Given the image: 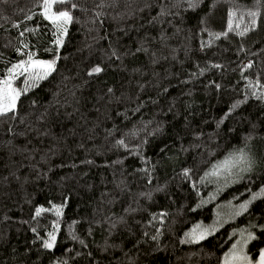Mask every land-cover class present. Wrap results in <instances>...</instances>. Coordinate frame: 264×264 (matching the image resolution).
<instances>
[{
  "label": "trees",
  "instance_id": "trees-1",
  "mask_svg": "<svg viewBox=\"0 0 264 264\" xmlns=\"http://www.w3.org/2000/svg\"><path fill=\"white\" fill-rule=\"evenodd\" d=\"M41 1L0 0V77L55 62L0 116V264H222L234 230L255 258L264 0H65L62 33ZM226 160L230 182L205 180Z\"/></svg>",
  "mask_w": 264,
  "mask_h": 264
},
{
  "label": "rangeland",
  "instance_id": "rangeland-1",
  "mask_svg": "<svg viewBox=\"0 0 264 264\" xmlns=\"http://www.w3.org/2000/svg\"><path fill=\"white\" fill-rule=\"evenodd\" d=\"M57 4L58 3L52 4V8L50 12L48 13V15H51V13L53 12L63 11V10L55 9L56 8L55 6ZM40 5H41L42 13L47 18L45 14L44 0L41 1ZM47 19L52 21L49 18ZM67 23H64L62 21H57L54 24L62 33ZM40 61L51 62V61H47L44 59H34V58H31V62H30V58H27L23 61H19L18 63L14 64L10 68V69H14L12 72L8 71L4 76L0 77V87H4L3 81L8 80L10 81L11 87L20 92L21 88L25 89L33 81L35 82L41 77L43 78L50 71H47L45 68H42L38 66V64L34 63V62H40ZM20 64H24L25 67L28 68V70L24 71L23 68H14V66L20 65ZM226 161H223L217 164V166L207 171L205 175V180L207 179L211 180L215 177L214 182L218 187L225 186L226 183L230 182L231 181L230 176H231L232 170L227 169L228 163L226 164L225 163ZM251 200L252 199L249 198L247 200H244L243 202L235 203V204H231L228 202L218 203L214 208V213H215L214 221L207 226H200V225L196 226L195 227L196 230L193 229L189 233L191 235V239L193 241H198L202 239L203 237H205L206 235L212 233L220 225L233 219L235 216H237L242 211H244ZM250 236L253 237V232L251 230H234L232 232L233 239H232L231 245L229 246L228 250L223 254L222 264H225L226 260L229 261V264H249V262L250 264H258L259 259H260V253L262 250H264V248L259 251L258 255L255 258H251L246 250L247 245L252 240V238L251 239L249 238ZM233 253H236L237 256H240V257H246L247 259L246 260L232 259Z\"/></svg>",
  "mask_w": 264,
  "mask_h": 264
},
{
  "label": "snow or ice",
  "instance_id": "snow-or-ice-1",
  "mask_svg": "<svg viewBox=\"0 0 264 264\" xmlns=\"http://www.w3.org/2000/svg\"><path fill=\"white\" fill-rule=\"evenodd\" d=\"M64 2H65V0H44L45 14H46L47 18H49L53 21V23H56L57 21H62L64 23L71 21L72 17L68 11H57V12L51 13V15H48V13L50 12V10L52 8L53 3H64ZM73 7H75V5H73ZM249 15L255 17L256 13H249ZM65 31H66V29H65ZM30 62H31V58H30ZM34 63L38 64V66H40L42 68H45L47 71L54 70V64H55L54 61H51V62L40 61V62H34ZM14 68H23L24 71L28 70V68L25 67L24 64L16 65V66H14ZM13 70L14 69H10L9 71L12 72ZM100 71H101V69L99 67L93 69V72L98 73ZM3 85H4V87H0V116L6 115L7 113L13 111L16 108V103H17V100L20 96V92L11 87L10 81H8V80L3 81ZM239 159L241 161L245 159L243 154H241ZM225 163L227 164L228 162L226 161ZM41 211H42L41 209H37L36 214L39 215ZM50 236H51V240L54 241L55 236L51 235V234H50ZM249 238L251 239L254 237L250 236ZM44 246L47 248H51L53 245L51 242H45ZM232 259L246 260L247 258L237 256L236 253H233ZM225 264H229V261L226 260ZM249 264H250V262H249ZM258 264H264V250H262L260 253V259H259Z\"/></svg>",
  "mask_w": 264,
  "mask_h": 264
}]
</instances>
